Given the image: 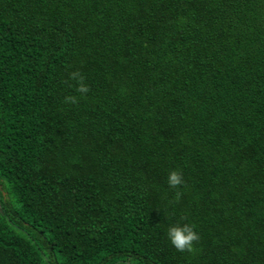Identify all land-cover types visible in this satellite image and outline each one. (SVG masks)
I'll use <instances>...</instances> for the list:
<instances>
[{"label":"trees","instance_id":"trees-1","mask_svg":"<svg viewBox=\"0 0 264 264\" xmlns=\"http://www.w3.org/2000/svg\"><path fill=\"white\" fill-rule=\"evenodd\" d=\"M130 261L264 264V0H0V264Z\"/></svg>","mask_w":264,"mask_h":264},{"label":"clouds","instance_id":"clouds-1","mask_svg":"<svg viewBox=\"0 0 264 264\" xmlns=\"http://www.w3.org/2000/svg\"><path fill=\"white\" fill-rule=\"evenodd\" d=\"M73 79L81 81L79 84V90L81 92L87 91V86L83 83V76L78 71H74L71 74ZM65 102L76 103V96H66ZM167 183L170 187H177L184 183L182 172L178 169H172L167 176ZM179 195V193H178ZM167 236L170 243L178 250L191 249L193 242L199 239V234L195 228L188 223L172 224L167 229ZM130 264H135V261H130Z\"/></svg>","mask_w":264,"mask_h":264}]
</instances>
